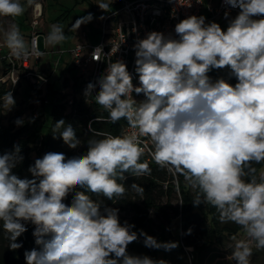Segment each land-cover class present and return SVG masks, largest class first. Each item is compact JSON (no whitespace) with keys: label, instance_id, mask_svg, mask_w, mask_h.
I'll use <instances>...</instances> for the list:
<instances>
[{"label":"clouds","instance_id":"clouds-1","mask_svg":"<svg viewBox=\"0 0 264 264\" xmlns=\"http://www.w3.org/2000/svg\"><path fill=\"white\" fill-rule=\"evenodd\" d=\"M224 3L240 10L226 30L217 22L206 24L202 15H192L175 25L179 39L152 31L138 40L134 49L139 86L134 87L122 60L110 61L105 74L87 84L86 102L93 97L108 113L107 120L97 117L96 122L126 120L130 134L112 135L89 122L92 135L86 153L66 158L64 153L47 152L29 166L31 178L13 173L24 159L19 145L0 155V222L9 248L22 247L17 239L28 223L34 225L35 244L40 246L25 251L26 264H167L129 254L128 245L139 236L145 247L171 251L178 242H160L143 230L133 231L135 225L121 224L118 208L89 195L117 202L128 189L143 194L140 185L126 188L120 182L126 173L139 177L151 172L147 162H140L144 153L140 137L150 139L157 165L175 170L195 190L193 206L211 205L221 223L243 229L247 239L229 245L235 264H250L253 246L264 250V169L257 175L253 166L264 163V0ZM98 6L104 11L109 7ZM24 10L21 0H0V17H17ZM224 16L227 19L229 13ZM92 19L88 14L73 26L78 29ZM66 39L64 29L53 24L45 44L55 46ZM4 42L18 59L42 55L16 26L5 33ZM100 53L102 47L95 48L92 58L99 61ZM225 67L231 69L235 85L223 78L213 82L208 76L210 70ZM133 92L145 99L138 102ZM15 103L9 91L0 108L7 113ZM14 123L22 126L25 120ZM52 134L70 149L82 143L64 119L54 124ZM77 186L84 191H76L66 205L64 199Z\"/></svg>","mask_w":264,"mask_h":264},{"label":"trees","instance_id":"trees-1","mask_svg":"<svg viewBox=\"0 0 264 264\" xmlns=\"http://www.w3.org/2000/svg\"><path fill=\"white\" fill-rule=\"evenodd\" d=\"M50 2L53 3L56 2V0H50ZM61 56L63 57L62 64L64 67L68 70H72L73 68L71 66L69 54L64 52ZM0 62L2 67L0 77H2L5 74L6 65L2 61ZM230 73V68L223 74H217L215 71L210 70L208 76L213 82L217 79L223 78L228 83L235 85L237 80L234 76H231ZM72 79H75V76H73ZM67 80L69 81L67 77L63 78L61 81L59 80V77L50 80L47 86V95L49 96L48 103H41V113L34 119V122H29L31 118H33L31 114L26 118H23L25 123L22 126H17L15 123L8 126L2 124L0 121V155L12 152L14 150V145H19L21 147V155L24 159L22 163L18 164L17 167L13 169V173L20 178H31L28 168L34 164L33 158L35 159V156L37 158H42L47 152H59L64 153L66 158H71L86 153L87 140L92 134L86 130L84 126L85 122L91 117L96 116L107 118L108 116V113L95 103L93 97H90L94 106V109L91 110L84 100L85 96L83 93H80L79 99L77 98L75 102V112L73 115L63 114L64 95L62 94L63 92L61 89ZM22 82L28 86L32 94V85L26 81H20L16 85H12L9 82V85L7 86L2 82L0 83V97H3L7 92L12 91L14 88H19L22 85ZM61 119H64L66 124L72 125L76 130L77 138L82 141L81 145L76 149H70L64 144L61 138H53L52 133L54 124ZM125 124H127L126 120H121L115 124L93 121L92 126L97 130H103L111 132L114 135H119L121 127ZM37 144H40V148L37 147ZM140 162L148 163L149 168L151 169L150 174L137 177L126 173V180L120 181L121 183H124L126 188H129L133 183L143 187V200L140 206L133 201L126 200L125 197L127 192L119 201L115 202L114 200L115 203L102 195L98 196L92 193H89V195L94 201L102 200L104 205L109 207L115 208L116 205L121 203V201L131 204L132 210L134 211V217L127 222L135 225L132 230L139 233L140 230L145 229V223L150 221L149 210H158L163 214L165 219L170 220V215L165 212L162 205L155 202V192H162L163 185L167 188L169 195L175 193V190L179 188L181 196L180 208L174 207L172 211V206L169 205L172 215L179 217V237L173 241L178 242V247L173 249V251L184 253L185 249H187V252L193 256V264H204L207 255L214 249V245H216L222 237L221 230L225 228L228 229L227 225L229 224L219 225V213L211 205L205 206L201 204L200 206H193L192 200L195 196V191L194 195L187 192L186 188L183 186L185 180L181 174L175 172V170L172 172L165 170L153 162L145 161L143 155L140 158ZM262 164L253 165L257 169V175L262 168ZM173 181H175V183ZM157 189L158 191H156ZM76 191H84V189L77 186L71 193H69L63 201L66 205L71 204L72 197ZM120 222L123 224L125 220L120 219ZM230 225L231 230L235 232L238 228H241L234 223H231ZM26 227L27 231L17 239V243H22V247L12 250L8 246L4 250H0V264H26L24 257L25 251L32 250L33 248L39 250L40 246L35 244V238L33 236L34 225L28 223ZM190 228L192 230L191 234H187L188 229ZM3 231L2 222H0V233ZM1 240L6 241V236L1 237ZM131 244H135L137 248L139 247L136 241ZM148 251L149 250H146L144 255L155 260V257Z\"/></svg>","mask_w":264,"mask_h":264},{"label":"built area","instance_id":"built-area-1","mask_svg":"<svg viewBox=\"0 0 264 264\" xmlns=\"http://www.w3.org/2000/svg\"><path fill=\"white\" fill-rule=\"evenodd\" d=\"M37 5H39L38 9L36 8ZM226 11L229 13L227 19L224 16ZM239 11L238 8H231L226 5L224 0H117L114 7L102 15L99 39L95 44L79 39L67 49L55 47L46 50L40 49L38 44L42 9L41 5L36 3L32 8V18L29 23L26 42L42 55L30 54L27 57L18 59L11 54L5 42L0 40V61L6 65L5 74L0 77V81L7 80L12 85H16L20 81H29L28 83L31 85L38 83L37 88L44 95V104L48 103L47 86L51 76L56 71L59 56L66 52L70 56L72 68L78 71L75 79L68 81L69 92L73 93L76 87L78 91H81V88L85 89L88 83H95L98 77L105 74L108 63L117 60H122L127 65V69L133 78L134 87L139 86L138 74L135 72L136 56L134 49V45L138 40L146 38L147 34L152 31L163 32L165 35L171 34L173 38L179 39L174 31L175 25L192 15H202L206 18V24L217 22L221 28L223 27L222 29L226 30L229 21L234 19ZM85 36L83 33L82 38ZM97 47L103 49V53L99 54V61L92 58V53ZM109 53L111 54L108 55ZM55 54H58V58L52 63ZM43 55L47 56L49 67L40 66ZM228 69L229 67H225L223 69H212L211 71L223 74ZM98 90L97 86L93 96ZM132 95L138 102L145 99L143 94L137 95L133 92ZM66 99L67 101L64 100L65 106H72L74 98ZM38 115L37 111L31 114L35 118ZM96 118L95 116L88 119L87 128L89 122L96 121ZM101 118L107 120V118ZM131 132L132 129L127 123L121 127L119 135H126ZM140 140L141 147L144 148L143 156L145 160L155 163L152 156L154 149L150 139L140 137ZM164 169L173 171L168 168Z\"/></svg>","mask_w":264,"mask_h":264},{"label":"rangeland","instance_id":"rangeland-1","mask_svg":"<svg viewBox=\"0 0 264 264\" xmlns=\"http://www.w3.org/2000/svg\"><path fill=\"white\" fill-rule=\"evenodd\" d=\"M110 1L113 0H56V2L51 3L50 0H31V3L28 0H21V3L24 5V12L22 15L17 17H0V40H5V33L9 31L13 26L19 28L21 34L25 38V34L28 30L26 25H29L32 18V8L37 3L41 5L42 16L40 18L41 26H43V30L46 33L39 34L38 36V44L40 49H51L50 47H59V48H68L73 43L77 42L79 39L85 40L91 44H95L99 39V32L101 29V19L102 15L105 14V11L100 9L98 4L107 3L109 5ZM51 3V4H50ZM88 14H92L93 19L91 22L82 24L78 29L74 27L75 21L83 16H87ZM53 24L60 25L64 31L67 39L55 46H46L45 38L51 30V26ZM86 36L82 38V34ZM67 57V56H66ZM47 56L43 55L40 60V66L49 67ZM58 58V54L54 55L53 60L55 61ZM59 63L56 66V71L51 76V80L53 78L59 77L61 81L63 78L67 77L70 81H72L73 76H76L78 71L75 69L68 70L62 64L63 57L59 56ZM48 69V68H46ZM2 72L1 62H0V74ZM4 82L7 86L9 85V81H0V83ZM29 82V81H28ZM27 82V83H28ZM32 82V81H31ZM68 80L63 85L62 94L64 95V100L67 101L66 98L73 97L74 102L73 105L65 106L63 100V114H72L75 112V102L77 98L79 99L80 93L84 94V88H81V91H78L77 87L72 92H69ZM32 94L28 88V86L22 82V85L19 88H14L11 92L15 99V106L11 111L7 113H3L5 110L0 108V121L4 125L11 126L14 124L15 120L18 118H26L29 114L33 112H38L39 115L41 113V103H44V95L42 91H40L38 87V83L32 85ZM70 90V89H69ZM78 91V92H77ZM4 97V96H3ZM0 97V102H2V98ZM42 99V100H41ZM47 100H49V96H47ZM86 102V98L84 99ZM86 104L94 109L91 98H87ZM88 122V120H87ZM87 122H85V128L87 131ZM37 147L40 148V144H37ZM35 159L37 157L35 156ZM33 158V160L35 161ZM146 161V160H145ZM264 169V164H262V168ZM260 169V170H261ZM175 183V181H173ZM188 193L194 195V189H191L187 186L186 182L183 185ZM130 188V187H129ZM178 188V186H177ZM158 191V189L156 190ZM126 200H130L138 204L139 206L142 203L143 197L140 194H137L134 190L128 189ZM155 202L159 205H162V208L165 209V212L170 215V220L165 219L163 214H161L158 210H149L150 221L145 223V229L143 230L150 236L155 237L160 242H168L174 241L179 237V217H175L172 215V211L174 207L180 208L181 206V196L179 193V188L175 190V193L167 192V188L163 185L162 192H155ZM172 206V211L169 207ZM115 208L119 209V218L125 221H130L134 217V211L132 210L131 204L127 202H122L116 205ZM229 224L228 229H222V237L219 242L214 245V249L207 255L204 264H235V261L231 259V251L232 248L229 245H233L236 241L247 239L246 234L244 233L242 228H238L237 231L231 230V223H221L219 220V225ZM6 236V241H2L1 237ZM235 237V240H233ZM4 239V238H3ZM137 246L135 244H129L127 251L132 255H144L146 250H149L152 256L155 257V260L163 259L167 261V264H193V256L187 252L185 249L184 253L179 251H165L163 249H154L148 248L144 246L143 237H139L136 241ZM9 246V240L7 239V233L3 231L0 233V250H4ZM250 264H264V250H257L253 246V255L250 257Z\"/></svg>","mask_w":264,"mask_h":264},{"label":"crops","instance_id":"crops-1","mask_svg":"<svg viewBox=\"0 0 264 264\" xmlns=\"http://www.w3.org/2000/svg\"><path fill=\"white\" fill-rule=\"evenodd\" d=\"M117 3V0H113V1H110V3H109V7H108V9L107 10H110L111 8H113L114 7V5ZM28 26V27H27ZM26 26V28H28V30H27V32H26V34L24 35L25 36V40H27V35H28V32H29V25H27ZM44 34V33H46L44 30H43V26H41L40 27V33L39 34ZM55 47H57V46H55ZM55 47H50V48H55Z\"/></svg>","mask_w":264,"mask_h":264},{"label":"bare ground","instance_id":"bare-ground-1","mask_svg":"<svg viewBox=\"0 0 264 264\" xmlns=\"http://www.w3.org/2000/svg\"><path fill=\"white\" fill-rule=\"evenodd\" d=\"M37 9L39 8V5H37V7H36Z\"/></svg>","mask_w":264,"mask_h":264}]
</instances>
